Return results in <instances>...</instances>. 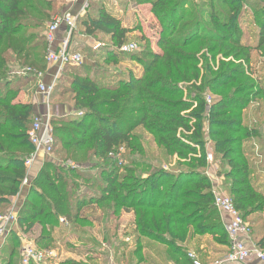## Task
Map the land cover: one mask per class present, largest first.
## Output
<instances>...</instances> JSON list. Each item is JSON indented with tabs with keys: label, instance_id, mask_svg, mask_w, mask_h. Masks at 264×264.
<instances>
[{
	"label": "trees",
	"instance_id": "16d2710c",
	"mask_svg": "<svg viewBox=\"0 0 264 264\" xmlns=\"http://www.w3.org/2000/svg\"><path fill=\"white\" fill-rule=\"evenodd\" d=\"M93 1L87 2L77 26L86 36L109 38L108 44L93 48L104 68L85 62L67 66L54 87L50 103L58 100L74 108L73 115L60 118L62 125L54 126L53 118L50 122L53 153L59 144L66 158L60 164L46 162L32 180L21 198L17 230L10 234L13 242L23 230L38 227L45 234L35 240L37 246L52 249L51 230L61 219L73 226L94 224L90 216L96 215L109 223L127 212L135 218V250L128 264L149 262L143 255L153 246L144 247V240L167 248L165 254L153 251L161 262L192 264L188 253L193 248L207 264L201 238L214 237L225 248L220 254L229 246L206 174L209 152L227 195L264 250V235L253 228L254 218L264 214V153L257 154L256 146L247 148L262 136L245 116L252 97L264 105L263 77L252 79V53L264 56V0H210L202 10L188 14L180 11L191 0L143 1L161 26L159 53L121 51L133 32L123 25L121 13L132 0H100L95 11ZM61 10L55 0H0V216L11 209L26 177L25 162L35 151L28 137L36 117L34 105L18 102V97L37 79L19 72L47 71L45 31ZM244 22L257 32L256 46L245 40ZM170 32L179 35L168 36ZM203 51L238 64L224 63L214 74L207 64L194 66ZM73 70V76L68 74ZM183 84L190 85L189 95L175 99L183 93ZM208 93L214 98L210 105ZM247 93L248 99L240 98ZM250 122L258 125L257 120ZM128 155L141 161L132 159L123 166L120 159ZM174 156L179 160L176 168L152 171V164H168ZM91 164L94 167L85 169ZM9 243L7 238L5 245ZM116 247L117 259L129 245L121 242ZM21 249L10 246V258L2 262L13 264L20 257L21 264ZM120 258L124 261L125 254Z\"/></svg>",
	"mask_w": 264,
	"mask_h": 264
},
{
	"label": "rangeland",
	"instance_id": "374dc122",
	"mask_svg": "<svg viewBox=\"0 0 264 264\" xmlns=\"http://www.w3.org/2000/svg\"><path fill=\"white\" fill-rule=\"evenodd\" d=\"M143 1L145 0H141V1L132 0V2L128 5L125 12L121 13L123 25H127L131 27V30L133 31L129 37L128 45L130 44L137 45L138 49L136 53H141L143 50L159 53L161 52V49L159 48L158 43L163 38V35H161L160 33L161 26L159 25L158 20L152 14L151 6L142 5ZM100 2H101L100 0H94L92 2V9L94 11L96 10V5H98V3ZM208 2H210V0H191L189 5L186 8L182 9L180 12L181 13L186 12L188 14L190 11L195 10V9L200 11L204 8L205 4ZM214 4L218 7H221L217 1L214 2ZM243 26H244L243 30H245V40L248 41V44H252L253 46H256L257 32L253 31L252 27L250 28L251 30H249L248 22H244ZM77 30L78 31L75 32L74 34L75 37L73 38L72 43H71V47L73 51L78 52L81 56H83L85 60V65L94 67V68L98 66L101 67L103 65L102 61L99 59V57L96 56L98 55V53H94L93 48H95L94 46L108 44L109 38L104 35H96L95 37L86 36L83 33V29L80 28V26L79 27L77 26ZM169 34L170 35L168 36H178L179 35L178 32H175V33L170 32ZM96 52H99V51H96ZM252 58H253L252 70L254 73V76L252 79H255L256 76L263 77L262 84H264V56L263 55L261 56L260 54L253 52ZM127 59L130 60L129 58ZM198 60H201L200 63L194 66H198V68H205V65L207 64L211 67V71L214 74H217V72H219V70L221 69V65L224 63L228 64L229 61H231V62L238 64V62L233 59H225L219 55H217L216 58H214L213 55L206 53V51H203L198 55ZM101 68H104V67H101ZM76 72H77L76 70L68 71V74L73 76ZM181 86H182L181 88H182L183 93L179 97H176L175 99L186 98L189 95V90H191L190 85L183 84ZM37 90H38V83L37 84L33 83L31 85L26 86V88L23 89V92L28 93L32 97V95L38 93ZM206 96H207V100L214 99L213 95L210 93H208ZM240 98L248 99V93L240 96ZM56 102H58V100H56L55 103ZM255 110H260V111L258 114L254 115L253 111ZM67 113H68V110L67 111L65 110L63 113H60L59 111L54 110L53 115H51L52 118L54 119V126L62 125V123H60L61 122L60 118H64V116H66ZM245 116L248 117V120H249L248 124L250 126L251 125L257 126L262 136V141H259V140L253 141L255 145H258V149L256 148L255 152L257 154L264 153V105H262L260 101L254 100V98L252 97L249 101V106L247 107L245 111ZM255 117H257V119ZM251 120H257L258 125L256 123L251 124L250 122ZM145 138L147 142H151V138L149 136L146 135ZM252 145H253L252 143L247 145L248 150H251ZM153 148H154L153 150H156L155 147ZM155 155L158 156V153H156ZM65 158L66 156L63 153H61L60 145L57 144L55 153H53L52 156L45 158V160L46 162H50V163L53 162L55 164H60L61 162H63V160H65ZM132 159H133L132 156L128 155V159H126L125 161L124 159L123 160L120 159V162H122L123 166H129L128 164L132 161ZM133 160L137 161L140 159H133ZM178 161L179 160L174 156L173 158L170 159L169 161L170 163L168 164H162V165H160V163L159 164L150 163V164H152V168H151L152 171L155 169L167 170V169L176 168L175 163L176 162L178 163ZM259 163L261 165L262 161ZM66 164L75 166V164L73 163H66ZM140 164L143 165V167H147V165L144 164L143 162H141ZM94 165L95 164H91L87 166V168L85 169L94 167ZM92 174L98 175L97 171H93ZM260 184L264 188V178L261 180ZM29 190L30 188L26 190V193ZM23 203H24V199L19 200L18 206L21 207ZM124 214L126 216L123 217ZM130 214L131 213L121 212L114 218H111L109 223L100 221V219L102 218H97L96 215H92L90 216V220L95 221L93 222L94 224H86V223L85 224H75L73 227L69 228V231H66V234L60 238V241L57 242V244L51 245L50 248L54 249L57 252V256L55 259L51 261H47L45 264H119V263L128 264V257L135 250V248L133 247V244L135 243L132 237V232L133 230H135V227L130 225L131 224V221H129L130 217L127 216ZM58 224L54 226L56 229L52 228L51 230L50 228V230L53 233L57 232L58 226H60V224L59 225ZM253 228L256 234L258 232L259 235H262V236L264 235V214L254 218ZM41 232L43 233L42 235L45 234L43 229L38 228V227H33L31 228V230H28L27 232L26 230H23L20 233V240L16 239V241L14 242L13 240L15 238L13 237V235H9L8 238L12 240V243L5 245V241H3L0 244V264H8L6 262L5 263L2 262L1 258H6V259L10 258V253L8 252V249L12 245L15 247H20L24 243H27V244L37 246V242L35 240L39 238ZM252 241H253V237H252ZM119 242H126L130 244V248L121 250L120 254L117 256V259H116L114 257L115 255L113 254V248L116 245L118 246ZM146 244H150L151 246H153V248L150 250L146 249L143 257L149 258V262L142 263V264H174L173 262L167 261V260L165 262H161L153 254L154 249L162 251L165 254L167 250L166 247H163L156 243H151L148 240H144V247H146ZM200 244L202 246L201 247L202 250L204 252H208V254H219L221 251L225 249L224 247L220 246L215 241V238L212 236H205L201 238ZM159 251H156V252H159ZM189 252L195 253V250L191 248L189 249ZM121 254H125L124 261H123V258H120ZM114 258L116 260H114ZM12 263L20 264V257H18L17 259H13ZM201 263L203 264V262Z\"/></svg>",
	"mask_w": 264,
	"mask_h": 264
},
{
	"label": "built area",
	"instance_id": "2783aa9c",
	"mask_svg": "<svg viewBox=\"0 0 264 264\" xmlns=\"http://www.w3.org/2000/svg\"><path fill=\"white\" fill-rule=\"evenodd\" d=\"M87 9L85 5L84 10ZM62 26L66 27L64 37L57 41V32ZM77 30V21L70 15H60L53 18L45 32L47 44L46 63L49 68L55 67L57 73L53 76V82L46 84L44 79L46 72L33 70L32 68L22 69L20 75H34L38 83V92L50 103V96L54 87L59 82L64 69L67 66H81L85 60L78 52L71 48L74 34ZM137 45L130 44L121 49L122 52H136ZM210 105L212 100H207ZM52 116L35 117L32 128L28 132V137L35 148L34 154L25 162L26 177L22 182L20 192L12 198L11 209L5 215L0 216V244L5 241L13 230H16L20 207L19 200L31 186V171L37 163L38 154L42 153L47 157L53 155L54 135L51 125ZM207 162L209 169L207 177L212 185L214 204L217 208L221 222L229 238V246L225 253L220 254L212 264H264V250L259 248L252 241V229L239 211L235 208L232 199L224 190L223 180L217 175L218 168L214 164L213 155L208 152ZM62 223L66 220L61 219ZM57 252L54 249H41L36 245L24 243L21 249V264H45L47 261L55 259ZM188 258L192 264H202L195 253L189 252Z\"/></svg>",
	"mask_w": 264,
	"mask_h": 264
},
{
	"label": "crops",
	"instance_id": "0c3cea01",
	"mask_svg": "<svg viewBox=\"0 0 264 264\" xmlns=\"http://www.w3.org/2000/svg\"><path fill=\"white\" fill-rule=\"evenodd\" d=\"M55 1H58L59 4L62 6L61 13L58 14L57 16H60L63 14L70 15L73 18H75L77 21V19L84 14V12H85L84 7H85V5H87V2L89 0H55ZM57 16H55V17H57ZM124 26L131 29V27H129L127 25H124ZM76 31H78V30H76ZM65 33H66V27L62 26L60 28V30L57 32V41L58 42H60V40L64 37ZM74 37H75V35H74ZM56 73H57V70L55 67H51V68L47 67L46 77L44 79V82L46 84L52 83L53 82V76H55ZM37 92H38V90H37ZM31 100H32V102H31ZM18 102H21L23 104H27V103L33 104L34 110H35V116H37V117L39 116V117L43 118L49 114L53 115L54 110H57L60 113H63L65 110L66 111L68 110V113L66 114V116L74 114V108L72 105L62 104L59 102L55 103V101L49 103L47 100H45L43 98L42 95L39 94V92L37 94L32 95V97H31L28 93L22 91L18 97ZM252 144H253L252 146L258 147V145H255L254 143H252ZM45 158H46V156L43 155L42 153L38 154L37 161H36L37 163H35L36 167L34 166L32 172H31L32 180L35 179V177L37 176V174L39 173V171L41 170V168L45 164V162H46ZM263 160H264V158H263ZM34 170H35V172H34ZM25 194H26V192H25ZM131 214L127 215V216L130 217L129 218V221H131L130 225L134 226L133 222H134L135 218L133 216V213H131ZM124 216H126V215L124 214L123 217ZM60 227L61 228L58 229L57 232L53 233V235H52L54 238L55 244H57V242L60 241V238L62 236H64L66 234V231H69V228L73 227V225L69 224L68 222H66V223L60 222ZM131 239H132V237H131ZM119 243H121V242H119ZM126 244H128V243H126ZM128 245L130 248V244H128ZM116 246L113 248V254L115 255L114 257H116V254H117L116 253V248H117ZM204 253L207 254V256H208V258H207L208 263L207 264H209V263L212 264L213 261L216 259V257H218L220 255V253L219 254H208V252H204ZM114 260H116V259L114 258Z\"/></svg>",
	"mask_w": 264,
	"mask_h": 264
}]
</instances>
